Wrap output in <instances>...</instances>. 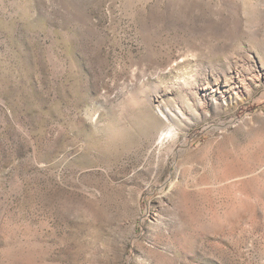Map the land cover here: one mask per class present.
<instances>
[{
	"label": "rangeland",
	"instance_id": "rangeland-1",
	"mask_svg": "<svg viewBox=\"0 0 264 264\" xmlns=\"http://www.w3.org/2000/svg\"><path fill=\"white\" fill-rule=\"evenodd\" d=\"M259 70L264 0H0V264H264Z\"/></svg>",
	"mask_w": 264,
	"mask_h": 264
},
{
	"label": "bare ground",
	"instance_id": "bare-ground-1",
	"mask_svg": "<svg viewBox=\"0 0 264 264\" xmlns=\"http://www.w3.org/2000/svg\"><path fill=\"white\" fill-rule=\"evenodd\" d=\"M257 27V26H256ZM259 28V27H258ZM254 30V29H253ZM255 31H257V33L259 34L260 33V30L259 29H257V30H255ZM254 31V32H255ZM246 70V69H245ZM244 71V70H243ZM250 73H251V75H250V80H252V82H257V81H260L261 79H263L264 78V71L263 70H259V71H256L255 73H252L251 71H249ZM248 72V73H249ZM241 75V74H240ZM245 77V76H244ZM249 77V76H248ZM238 79V78H237ZM240 79V78H239ZM238 79V80H239ZM245 81V80H244ZM217 82V81H216ZM219 83V82H218ZM243 83V82H242ZM242 85V84H241ZM245 88H247V87H245ZM218 89V88H217ZM246 90V89H245ZM227 92V91H226ZM205 93V92H204ZM231 93V92H230ZM236 94V93H235ZM205 105V104H204ZM161 140V139H160Z\"/></svg>",
	"mask_w": 264,
	"mask_h": 264
}]
</instances>
